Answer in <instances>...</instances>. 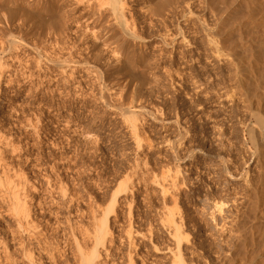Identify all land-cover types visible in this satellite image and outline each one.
Returning <instances> with one entry per match:
<instances>
[{
	"label": "rangeland",
	"instance_id": "rangeland-1",
	"mask_svg": "<svg viewBox=\"0 0 264 264\" xmlns=\"http://www.w3.org/2000/svg\"><path fill=\"white\" fill-rule=\"evenodd\" d=\"M24 1L25 3L20 1L17 5L13 6H7L4 3L3 6L0 7V22L3 21V19L4 21H6V19H10L9 21L15 26H13L15 32L13 27L11 28L13 32H10L17 33L18 30L16 29V26L22 24L23 22L22 25H24L25 28L28 29L29 35L31 34L30 32H32L31 36L28 37V41L31 43L32 41L34 42L35 40H37L36 38L44 39V37L47 38L46 36L49 35H59L60 33H62L61 30H64V26L67 25L66 29L70 38H74V13L67 5H65L61 10H59L56 6H50L47 8L43 7L46 8V11H42V7H40L38 8L40 10L39 11L38 9L36 10V8L33 9V7L30 9L28 8L29 5H27V3L29 4L30 2H32V0ZM134 1L135 2H132L130 4L132 6L131 11L133 10L131 15L132 18H135L133 20H136L134 21V23L136 22L135 26L136 30L138 29L137 32L140 31L139 34L142 38L141 42L143 41V43H146V54H144L145 57L143 56V60L132 59L125 63V67L122 66L121 68H119L120 70H114L112 71L113 73L110 72V74L108 75V85L116 86L118 83L126 84H123V86L125 87V92L128 93L126 94L125 92H123L122 94H120V96L123 97L117 96L118 98L116 99V96H113V98L111 96L109 97L110 100L107 99L108 103L106 104V101H104L105 99L103 100L102 97H100L101 91H104L99 88L98 84L95 83L93 78L86 75L83 70H80L79 72H77L76 81H79L80 84L83 82L84 85L81 84V89H77L80 90L79 94H76V96H72L70 94V96H68L70 99H67L66 97L57 98V96V99H52V93L55 92L53 90H55L56 85V82H53V78H58L60 76L59 72L45 64H43L44 68H42V71L46 70L43 72V75L46 72L45 77L47 79V82L49 81V79L53 80L52 82L50 81V84L53 83L50 86H46V83H44L45 85L42 86L43 80L41 79H36V81L35 78H31L29 79V81H25V83L23 82L22 77H20L21 79H19L20 82L22 81V85L25 84L23 85V88L30 87L32 85L31 82H36L34 84L38 85L41 83V93H31L30 96L27 97L26 94L16 91L17 87L15 86H12V89L4 87V97H1L2 101L0 100V135H2L3 132L5 133V131L13 134L12 137L14 140H12V142H14V144H12L14 148L10 147V152L2 149L4 150L3 152L1 151L3 153L2 155H5V153L7 154L3 156L5 157L3 158V161L9 159L8 162L5 161L3 162V164L9 165L10 163V165L8 166L9 168H16L15 170L17 171L20 170V172H18L21 173L22 176L24 175L23 177L26 176V179L28 178L27 180H30L31 182L30 185H33V192H29L27 195L28 200L34 203L33 206L35 208H31V210L33 211L32 214L37 215L36 220L40 224L42 229L43 227H45L43 230L47 229L45 231L47 233H45L46 238H49V241L53 240L51 242L53 245L49 244L47 249L50 246H52L53 248H49V251L41 257L39 256V249L37 248V244L32 243L35 241L29 235H23V233L19 234V240L20 238L21 240L19 241L18 239H16L17 241H13V238L11 237H13L14 231L16 234L17 229L15 228L17 227L13 218L10 216V213H8V209H6V211V207L2 206L1 200L0 211L2 209V213L0 212V237H5L3 240L8 241L5 243L7 244V248L10 247L8 252H10V255L12 252L13 256H11V258L13 259L15 264L25 263L21 258L22 255H20V246H18V244L20 245L22 243L28 248L32 247V251L34 252V254H37L36 257L39 259L36 258L37 260L35 264H53V262L54 264H78L79 261L77 262L76 258H74L75 248L69 247L67 244L66 247L65 245L67 236L63 234H66L64 233V231L69 232V230H67V228L69 227L67 226V220H69L70 216L73 217L74 215V218L76 220L75 222L79 220L77 223L80 222L82 226H86V228L89 227L92 221V217L94 216V214H96V211H98L97 214L100 215L99 218H102V215L105 216L106 210L112 201V197H114L116 192L119 190L118 186L122 182H124L122 183L124 184V186L127 185L131 187H129L130 189L127 190L128 192L123 191L118 195L120 198H118V208H116L119 211H117L116 209L115 213L111 215L109 224L110 232L113 235L112 236L110 234V237L112 236L113 239L112 237L109 238L111 242L107 243L109 244L106 245L107 249H100L98 264H173L176 252L177 254L179 253L181 255L182 260H185L183 261V263L187 264H264V239L263 243L262 240L261 242L259 241V243H257L258 226L256 224H258V220L254 218L256 217L255 214L257 213V211L255 210H257V207L252 206L253 208L251 209V207L249 206V204L254 205L255 203H257L255 202L257 200L256 194L254 193L255 188L258 185V163L256 162L257 160H255L256 157H253L255 149L251 141L250 129L254 127L258 128V126L256 124V120L254 118L250 103L242 99L238 93L239 78L242 76L246 78L244 75L247 76V74L249 73V67L258 68V47L261 48L263 46H261L260 41L264 40V35H260L259 39L258 33H254L258 30H253L251 31L252 33L248 31V33L251 35L247 34V32H232L231 34L230 32H228V29L224 30L225 27L228 28L229 25L235 24V22L237 21L239 22L241 18L239 16H242L243 18L244 16L241 12H236L237 14L234 13L230 17L222 16L219 13V10H222L224 7L223 0H214L216 2L212 1L213 3L210 6L211 10L209 9L210 4L208 5L209 2L211 3V1L207 2V0H204L205 4L203 3V0H201L202 2L200 0V2L198 0H179V2L178 0H176L177 2H175V0H172V2L171 0H145L146 3H151L149 8L152 9L153 13L150 17H148L149 15L144 14L145 8L141 5V1ZM173 2H175V4ZM190 2H192L193 4ZM194 2L196 3V6L194 5ZM179 3L182 4L185 9H182L183 7H181ZM198 3L202 4L203 7H201V5H199ZM25 4L27 8H25ZM213 5H215V7ZM189 7L191 9H189ZM196 7H198L197 9L199 10H197ZM212 7L214 8V12L216 11L215 13H212ZM154 8H156L157 10ZM176 8H180V10L178 9L176 11ZM180 12H182V15L179 14ZM189 12L191 13V15H193L192 18L190 17L191 15L188 14ZM217 13H219L220 19L218 17L216 18V16L218 15ZM232 16H234V19L236 18L235 16H237L238 18L234 20ZM183 17L187 18L185 19ZM221 17H224V21H221ZM188 18L191 19L188 20ZM214 18L216 20H219L216 21L214 20ZM184 19L187 22H183ZM201 22L205 23L204 26ZM224 22L226 24H224ZM215 23L217 26L215 25ZM195 24L197 27H194ZM206 24L208 25L206 26ZM188 26L189 29H187ZM182 27L185 28L183 29ZM216 27L218 28L216 29ZM196 28L199 32L196 31ZM207 28H213L212 30H214L215 32H213L211 29L206 30ZM221 29L225 32L223 33ZM216 31H218L217 34ZM214 33L216 34V36H214ZM242 33L243 35H241ZM244 33L248 36H246ZM236 34L240 35L237 36ZM207 35H210V38H207ZM164 36H166L165 39ZM230 36H232V39ZM236 36L240 39H237ZM33 37H35L34 40ZM213 37L214 41H212L211 39ZM180 38H182V40ZM233 38L236 40H234ZM218 40L221 45H218ZM232 40L234 42H232ZM180 41H182L184 44ZM223 41L225 42V44L227 41V47L228 45L230 47V45H232L231 43H234L235 46L234 44L233 46L235 48L232 46L230 48L225 47V50V44ZM248 41L251 42L249 43ZM72 42H70L68 45L69 49L72 47ZM89 42V46H91L92 41ZM204 42H207L208 44L205 45L206 43ZM214 43L218 47L221 46L220 50L217 47L211 48L212 45H215ZM240 44L243 46L246 44V46L243 47ZM203 45L206 47H204ZM247 46H250L251 49L247 48ZM253 46H255L256 48ZM110 47L111 46L109 45L108 47H106V49L104 48V50L108 52L111 49ZM215 48H217L219 51L217 49L215 50ZM221 48L223 51H226V53L223 52ZM69 49L65 50V53L63 52L62 56L64 55L67 58L69 56L67 53H72L74 55L75 52L77 53V51H70ZM229 50H232L231 52L232 54H234L232 55ZM220 51H222L224 54H222V52ZM235 51L238 54L236 55L237 57L234 56ZM219 52L221 56L219 55ZM227 53H230L232 57L234 56L232 59H234L235 61H233L236 63L232 61L231 56L230 60L229 56H227L228 59H225V55H228ZM27 55H25L24 58V56L20 54V57L24 62L30 60L31 62L28 61L29 70L30 67L35 66L33 67V69H35L36 71H34L37 72L38 65L32 59L33 54L30 53L31 58H29L28 55V60ZM76 55L75 58L80 57L78 56V53ZM243 55L244 58H241L243 57ZM236 58L238 59L236 60ZM239 58L241 61H243L244 59V61L249 62L251 66H248L250 64L244 61L243 64L248 65L243 66L242 62H239ZM246 58H249L250 60H247ZM255 58L257 63L254 61ZM228 60L230 62H228ZM32 61H34L33 64ZM133 61L134 63H132ZM136 61L138 64L136 63ZM34 63L36 65H34ZM230 63L231 65H229ZM238 63L242 67L239 68L240 65ZM105 68L106 67L104 66V69ZM47 69L51 72L52 75L48 73L49 71ZM234 69L240 73H236V75L238 76L234 74L236 72L234 71ZM29 70L27 69V72ZM17 71L22 70H19V68H17ZM18 74L20 76L21 72H18ZM236 79H238L237 82L235 81ZM50 87H54V89ZM43 88L46 89L44 90ZM234 88L235 90L236 88H238L236 90L237 93L236 91L235 93H233ZM50 89L52 92L50 91ZM63 92H65V90H63ZM66 93L67 92H65L63 95H66ZM45 94L48 95L46 96ZM83 94L85 98H83ZM91 94L94 96H92ZM235 94H237L236 96H238V99L240 98L239 101L236 98ZM231 95L232 97L235 96L233 97L234 99L230 97ZM243 103L247 104V107ZM242 104L244 106V109ZM201 105L202 107H200ZM35 115L38 116L36 117ZM27 117L29 118L27 119ZM39 118H41L40 121ZM30 119L31 121L37 120L40 123H37L39 125V129L36 130L37 132L35 131L36 133L34 132V130H30L26 127V122ZM134 119L136 120V122L134 123L139 125V129L136 130L137 132L132 127L133 122L131 121ZM20 121H22V123ZM37 121L34 122L36 123ZM21 125H23L24 127ZM3 126L4 128H2ZM40 127L42 129H40ZM40 130H42V132ZM85 130H87L90 134H93V136L92 134L91 136L95 139V142L86 143L84 138H82L84 136V133L86 132ZM77 132L80 134L78 135ZM134 132L136 133V137L134 135ZM14 150H17L14 152L15 154L13 153ZM84 152L87 153L84 154ZM11 155L13 158L11 157ZM223 161H225L226 163ZM222 162L225 164H223ZM56 164L58 165V167ZM225 167L227 170L225 169ZM253 168L255 170H253ZM237 173L238 175L240 173V175L236 177ZM228 174L230 176H228ZM253 174H255L257 177H254L255 175ZM244 180H246L249 185ZM47 182L49 183L48 188L46 186ZM55 182H57V187L59 186L60 188H63L66 193V190L69 189L67 193L68 197L73 201L74 198L76 200L74 202L71 201L72 203H70V201L68 202L73 206H69L70 204L67 205L66 203V205H64L66 208L63 207L62 210V205H58V200L55 199L59 198V194L58 198H56V196L53 195V192H55L56 194L59 193L56 191H59L60 188L58 187V189L56 187ZM50 183L52 184L50 185ZM243 184L245 186H248V188ZM251 187H253V189ZM122 189L123 188H121L120 191H122ZM242 189H244L245 191ZM239 190L241 193L239 192ZM49 191L52 193V195ZM70 191L71 193H69ZM242 191H244L245 193ZM235 193L237 195H242L241 197H239V195L237 196ZM30 194L32 195V197ZM45 194H47L48 198H50V196H52V198H50V200L46 199L47 196ZM77 194L79 196H77ZM53 198H55L54 203L56 204L52 202ZM241 198L246 201L243 203V201H241ZM38 199H40L41 202L42 199L44 200V208L43 205L41 207L42 209L36 207V203L40 201H38ZM229 199H232L234 201H230ZM237 199L238 201L235 202V200ZM46 200L48 203L46 202ZM250 200L252 201L250 202ZM50 201L52 202L54 207L50 204ZM216 201L218 203L221 202L222 205L219 204L220 206H217L218 203ZM224 201L226 202L227 206H224ZM247 201L249 202V204ZM48 204L50 207L47 206ZM56 205H58V207ZM45 207H49L48 209L51 212H49L47 208L45 209ZM55 207L57 208V210L55 209ZM219 207H221L222 210L224 209V211L221 210L222 214L218 213L217 208ZM67 208L69 209V211ZM211 208H214L212 209L214 210V212L217 210L215 214H218V216L214 217L215 214L210 211ZM38 209H41L42 211H39ZM45 210L47 212H44ZM71 210L73 211V213ZM228 210H230V212ZM252 210H254L255 212V214L254 212H252L253 220L251 219L252 214L250 213V211ZM53 211H62L57 221L51 215ZM242 211L244 212L242 213ZM42 213H45V215H43ZM48 214L51 216H49ZM226 214H228V217L230 214V219L231 217H233L234 221L233 218L231 220L228 218V221L227 219H225L224 221L225 216L227 217ZM210 216L213 217L214 221L217 220V223H211V221L213 220H211L212 217ZM234 216L241 217L243 220L240 218L241 221H239L240 219L236 217L239 221L236 222L237 220ZM171 217L176 218H174V220H176V224L179 227L180 233L181 231L183 233L182 238L186 237V239H182L183 245L181 244L182 248L180 247V249H177V239L172 237V235L176 233V230L174 233V229H170L174 227L171 225L169 226L168 224V222L170 221L169 219H172ZM244 217H246V221ZM204 218H206L207 220ZM208 218L210 220V225L208 223ZM214 218H216V220ZM250 219L252 220V222ZM221 220L224 221L223 224L221 223ZM247 220L250 221L248 222ZM55 221L61 222L60 224H62V226L57 224ZM86 222L88 224H86ZM233 222H236V224ZM218 223H221L222 225L220 224V226ZM239 223L243 224L244 226H241V224ZM226 224L227 227L224 228L223 225L226 226ZM247 224H249L248 228L247 226H245ZM56 225H58V227L61 226V231L59 230V228H57ZM212 225L214 226L212 227ZM252 225L256 226H254V230L251 229ZM63 226L67 227L65 228L66 230L64 228V230L62 229ZM218 226L221 227V229ZM237 226L239 229L237 228ZM212 228H216L215 230L218 233L224 235L218 234ZM234 229H237L238 232L240 230H247L248 232L253 230L252 235H256L251 236L252 232H249L250 234H247V232L243 233L244 231L235 235L236 231H234V233ZM58 230L59 234L57 235L56 233H58ZM54 232L57 236L55 238H52ZM231 232H233L234 234H232ZM11 233L13 235H11ZM239 234H247V237L244 235L238 236ZM20 235H23V237ZM50 235L52 237H49ZM218 235L221 236L219 237ZM248 235H250V237ZM236 236L241 239L242 242L243 239L246 240L243 242V245L246 244L244 245L246 247L244 249L246 252L243 251L242 248L239 249L240 246L243 245H241V240H238ZM187 237L189 238L187 239ZM222 237L223 239H225H221ZM234 237H236L234 239L235 242L232 241ZM244 237L247 239H245ZM248 237L250 239H248ZM27 238H29V240H26ZM226 238L230 239L227 240ZM254 238L256 239V241ZM226 240L227 242H225ZM27 241H29V243ZM249 241L251 246L253 245L252 247L249 245ZM54 243L56 244L54 245ZM58 243H60L61 245ZM231 243L232 245H229ZM29 244L32 245L30 246ZM56 245L60 246L58 248L60 251H57ZM229 246L232 249H228L230 248ZM236 246H238L239 248ZM87 248H89V246ZM175 248L177 250H175ZM53 249L55 252L53 251ZM89 249H87V251L88 253H91L94 249V245H91ZM185 249L187 251L183 252V250ZM17 250V254H19L20 256L16 254ZM180 250H182L184 254ZM237 250L239 251L237 252ZM63 251H67L65 252L66 256L63 255V259H59L57 255H54L57 254V252ZM235 252H237V254ZM239 252L242 254V257L240 256V254L238 255ZM171 253H173V255ZM229 254L230 256L226 257ZM53 256L55 258H53ZM223 256H225L227 259L225 257L223 258ZM233 256L238 257L235 258ZM172 257L174 258L173 260ZM240 257L242 258L241 261ZM232 258L235 259L232 260ZM222 259H224V261ZM73 260H75L77 263ZM13 261L9 264H14Z\"/></svg>",
	"mask_w": 264,
	"mask_h": 264
},
{
	"label": "bare ground",
	"instance_id": "bare-ground-1",
	"mask_svg": "<svg viewBox=\"0 0 264 264\" xmlns=\"http://www.w3.org/2000/svg\"><path fill=\"white\" fill-rule=\"evenodd\" d=\"M20 1H22L23 3H25V1L24 0H0V7H2L3 6V4L5 3L7 6H9V5H17ZM141 2L140 3H142L141 5L145 8L144 9V14H146V15H149L148 17H150L151 15H152V9H150L149 8V6H150V4H148V3H146V1L145 0H140ZM167 1V0H166ZM190 1V0H189ZM199 1V0H198ZM201 1V0H200ZM199 1V2H200ZM208 1H211V3L209 2L208 3V5H209V7L211 6V4L213 3L212 1H214V0H207V2ZM27 2V1H26ZM132 2H135L134 0H32V2H30L29 4L27 3V5H29L28 6V8L30 9V8H32L33 7V9L34 8H36V10L38 9V8H40V7H42V11H46V8L47 7H50V6H56L59 10H61L65 5H67L69 8H71V11H73V13H74V17H73V20H74V22H75V28H74V30H73V34H74V38L73 39H71L70 38V36H69V34H68V32H67V29H66V26L67 25H65L64 26V30H61L62 31V33H60L59 35H57L56 34V36H52V35H49V36H46L47 38H45L44 37V39H41V38H36L37 40H35L34 42L32 41L31 43L28 41V37L29 36H31V34H32V32H30L31 34L29 35V31H28V29H26L25 28V26L24 25H22L23 24V22H22V24H19L18 26H16L17 28V33H12L13 31H12V27L14 26L9 20L10 19H6V21H4V19H3V21H1L0 22V100L2 101V99H1V97H4V87L5 88H13L12 86H15V87H17V90L16 91H18V92H21V93H24V94H26V96L28 97V96H30V94L31 93H37L38 94V92H40V87H42L43 85H45L44 83H46V86H50L51 84H53V83H51L50 84V81L52 82L53 80V82L55 83L56 82V85H55V90H53V91H55V92H53L52 94V99H54V98H56V96H57V98L58 97H66L67 99L69 98L68 96H70V94L73 96H76V94H79V91L80 90H77L78 88H80V87H82V86H80L81 84H83V82L80 84L79 83V81L77 82L76 81V75H77V72H79L80 70H83L84 71V73L86 74V75H88L89 77H91V78H93L94 79V81H95V83H97L98 84V86H99V88L101 89V90H103L104 92H102L101 90V96L100 97H102V99L104 100V101H106L105 103L107 104L108 102V100L107 99H109V97H111L112 96V98H113V96H116V99L118 98L117 96H119V97H123V96H120V94H122L123 92H125V87L123 86V84L122 83H118L116 86H110V85H108L107 83H108V80H109V78H108V75L110 74V72H112V71H114V70H117V69H119V68H121L122 66H124L125 65V63L126 62H128V61H130V60H132V59H139V60H141L142 58H143V56H144V54H146L145 52V48H146V43H143V41L141 42V40H142V38H141V36H140V31L139 32H137L138 31V29L136 30V22L134 23V21H136V20H133V19H135L134 17L132 18V12H133V10L131 11V8H132V6L130 5ZM139 2V1H138ZM155 2V1H154ZM171 2H172V0H171ZM175 2H177L176 0H175ZM175 2H173L174 4H175ZM178 2H179V0H178ZM202 2V1H201ZM214 2H216V1H214ZM223 5H224V7H223V9L222 10H219V13L222 15V16H228V17H230L232 14H234V13H236V12H241L242 13V15L244 16V18L242 17V16H239V17H241L240 18V20H239V22L237 21V22H235V24H232V25H229L228 26V28L227 27H222V28H224V30L225 29H228V32H230L231 34H232V32H247V34H249L248 33V31H256V30H258V31H256V32H254V33H258V37L260 36V35H264V0H223ZM162 3H163V1H162ZM166 3V2H165ZM172 3V4H173ZM181 3H184V2H181ZM190 3H192V2H190ZM189 3V4H190ZM195 3V2H194ZM203 3H204V0H203ZM154 4V3H153ZM168 4V3H167ZM178 4V3H177ZM180 4V3H179ZM193 4V3H192ZM199 4V3H198ZM197 4V5H198ZM205 4V3H204ZM203 4V5H204ZM207 4V3H206ZM215 4V3H214ZM170 5V4H169ZM188 5V4H187ZM195 6H196V3L194 4ZM199 5H201V7H203L202 6V4H199ZM207 5V6H208ZM25 6H26V4H25ZM179 6V5H178ZM180 6L181 7H183L182 9H185L184 8V6L182 5V4H180ZM185 6H186V3H185ZM189 6V5H188ZM205 6V5H204ZM214 7H215V5H213ZM24 7V6H23ZM43 7H46V8H43ZM158 7V6H157ZM160 7H162V6H160ZM191 7H192V5H191ZM200 7V8H201ZM221 7V6H220ZM219 7V8H220ZM6 8V7H5ZM10 8V7H9ZM25 8H27V6L25 7ZM188 8V7H187ZM198 7H196V9H197ZM206 8V7H205ZM208 8V7H207ZM213 8V7H212ZM154 9H156V8H154ZM162 9V8H161ZM180 10V8H176V11L177 10ZM181 9V10H182ZM189 9H191L190 7H189ZM210 10H211V7L209 8ZM217 9V8H216ZM215 9V10H216ZM39 10V9H38ZM157 10V9H156ZM155 10V11H156ZM188 10V9H187ZM194 10V9H193ZM197 10H199V9H197ZM204 10V9H203ZM208 10V9H207ZM14 11V10H13ZM25 11V10H24ZM40 11V10H39ZM205 11V10H204ZM26 12V11H25ZM184 12V11H183ZM196 12V11H195ZM201 12V11H200ZM209 12V11H208ZM216 12V11H215ZM214 12V8H213V12L212 13H215ZM177 13V12H176ZM182 12H180L179 14L180 15H182L181 14ZM185 13H187V12H185ZM202 13H204V12H202ZM219 13H217L218 15L216 16V18L218 17L219 19H220V17H219ZM189 15H191V13L189 12L188 13ZM197 14H198V12H197ZM206 14V13H205ZM237 14V13H236ZM196 15V14H195ZM215 15V14H214ZM240 15V14H239ZM185 16V15H184ZM192 16L193 15H191L190 17L192 18ZM238 16V15H237ZM237 16H235L236 18H238ZM188 17V16H187ZM186 17V18H187ZM212 17V16H211ZM215 17V16H214ZM227 17V18H228ZM233 17V19H234V16H232ZM137 18V17H136ZM182 18V17H181ZM183 18H185V17H183ZM185 18V19H186ZM191 18H188V20L189 19H191ZM222 19H221V21L224 19V17H221ZM226 18V17H225ZM235 18V19H236ZM243 18V19H242ZM184 19V21L183 22H185L186 20ZM194 19V18H193ZM218 19V20H219ZM234 19V20H235ZM153 20V19H152ZM180 20V19H179ZM182 20V19H181ZM197 20V19H196ZM199 20V19H198ZM214 20H216L215 18H214ZM218 20H216V21H218ZM226 20V19H225ZM238 20V19H237ZM148 21V20H147ZM163 21V20H162ZM193 21V20H192ZM201 21V20H200ZM202 21H204V20H202ZM224 21V20H223ZM228 21V20H227ZM229 21H231V20H229ZM187 22V21H186ZM190 22V21H189ZM199 22V21H198ZM197 22V23H198ZM206 22V21H205ZM192 23V22H191ZM191 23H189V24H191ZM193 23H195V22H193ZM202 23V22H201ZM207 23V22H206ZM212 23H213V21H212ZM220 23V22H219ZM218 23V24H219ZM18 24V23H17ZM25 24V23H24ZM186 24V23H185ZM188 24V25H189ZM203 24V26H204V24L205 23H202ZM209 24H211V23H209ZM223 24V23H222ZM224 24H226L225 22H224ZM198 25V24H197ZM208 24H206V26H207ZM215 25H216V23H215ZM184 26V25H183ZM196 26V24L194 25V27ZM200 26H201V24H200ZM212 26V25H211ZM213 26H214V24H213ZM217 26V25H216ZM219 26V25H218ZM223 26H225V25H223ZM15 27V26H14ZM14 27H13V29H14ZM144 27V26H143ZM193 27V26H192ZM197 27V26H196ZM209 27V26H208ZM63 28V27H62ZM183 29L185 28V27H182ZM181 28V29H182ZM206 28V27H205ZM218 27H216V29H217ZM187 29H189V26H188V28ZM197 29V28H196ZM208 29H211V28H207L206 30H208ZM213 29V28H212ZM211 29V30H212ZM215 29V30H216ZM170 30V29H169ZM203 30V29H202ZM219 30V29H218ZM222 30V29H221ZM10 31H12V32H10ZM168 31V30H167ZM182 31V30H181ZM188 31V30H187ZM190 31H191V29H190ZM197 32H199L198 31V29L196 30ZM213 32H215L214 30H212ZM211 31V32H212ZM223 31V30H222ZM14 32H15V29H14ZM183 32H184V30H183ZM193 32H195V31H193ZM192 32V33H193ZM204 32V31H203ZM212 32V33H213ZM217 32L218 31H216V34H217ZM225 31H223V33H224ZM227 32V31H226ZM200 33H201V30H200ZM229 33V34H230ZM244 33V34H245ZM252 33V32H251ZM195 34H197V33H195ZM215 34V33H214ZM216 34L214 35V36H216ZM228 34V33H227ZM226 34V35H227ZM230 34V35H231ZM234 34V33H233ZM166 35V34H165ZM174 35V34H173ZM205 35H206V33H205ZM212 35V34H211ZM237 35V34H236ZM238 35H240V34H238ZM237 35V36H238ZM241 35H243V33L241 34ZM246 35V34H245ZM249 35H251V34H249ZM33 36V35H32ZM172 36V35H171ZM200 36V35H199ZM208 36V35H207ZM210 36V35H209ZM207 37V38H210V37ZM235 36V35H234ZM233 36V37H234ZM236 36V38L237 39H240V38H238ZM246 36H248V35H246ZM144 37V36H143ZM165 37L166 36H164V39H165ZM182 37V36H181ZM229 37V36H228ZM231 37V39H232V36H230ZM241 37V36H240ZM186 38V37H185ZM245 38V37H244ZM35 39V37H33V40ZM40 39V40H39ZM181 40H182V38H180ZM187 39V38H186ZM204 39H205V37H204ZM212 39V41H214V37L213 38H211ZM217 39V38H216ZM226 39H227V36H226ZM234 39V38H233ZM247 39V38H246ZM259 39H260V37H259ZM258 39V40H259ZM30 40V39H29ZM177 40H179V39H177ZM185 40V39H184ZM207 40V39H206ZM220 40H221V38H220ZM225 40V39H224ZM234 40H236V39H234ZM243 40V39H242ZM245 40V39H244ZM73 41V42H72ZM89 41H92V45L91 46H89ZM174 41V40H173ZM186 41V40H185ZM217 41V40H216ZM239 41V40H238ZM246 41V40H245ZM253 41V40H252ZM260 41V40H259ZM259 41H258V43H259ZM70 42H72L71 43V45H72V47L69 49L68 48V45H69V43ZM166 42V41H165ZM175 42H176V40H175ZM174 42V43H175ZM177 42H179V41H177ZM181 43H183L182 41H180ZM187 42V41H186ZM218 42H219V40H218ZM217 42V43H218ZM224 42V41H223ZM229 42V41H228ZM232 42H234L233 40H232ZM242 42V41H241ZM249 42V41H248ZM251 42V41H250ZM249 42V43H250ZM255 42V41H254ZM202 43V42H201ZM204 43H206L205 45H207L208 43H209V41H208V43L207 42H204ZM210 43H213V42H210ZM216 43V42H215ZM214 43V44H215ZM170 44V43H169ZM184 44V43H183ZM203 44V43H202ZM224 44H225V42H224ZM226 44H227V41H226ZM226 44H225V46H224V49L226 50V48L225 47H227L226 46ZM232 45H230V47L232 46V47H234L235 46V44L234 43H231ZM233 44H234V46H233ZM242 44V43H241ZM240 44V45H241ZM260 44H261V48H259L258 47V49H259V52H258V68L256 67V68H248V71H249V73L247 74V76L246 75H244L246 78H244L243 76L242 77H238L239 78V89L238 88H236V90L238 89L239 90V96H241V98L242 99H244L245 101H248L249 103H250V106H251V109H252V111H253V115H254V118H255V120H256V124H257V126H258V128H256V127H254V128H252V129H250V137H251V141H252V143H253V145H254V149H255V151H254V153H253V157H256V159L255 160H257L256 162L258 163V168H257V170H258V185H257V187L255 188V193L254 194H256V201L255 202H257V203H255V204H258V205H255L254 203H252V204H254V205H250L249 204V202H248V204H249V206L251 207V209L255 206V207H257L256 209L257 210H255V211H257V213L255 214V212H254V210H252V211H250V213L252 214V220H253V213L252 212H254V214L256 215V217H254V218H256V220H258V224H256L257 226H258V231L257 230H255V231H257L258 232V242L257 243H259V241L261 242V240H262V243H263V239H264V40L263 41H260ZM111 46L109 49V51L108 52H106V50H104V48L106 49V47H108V46ZM167 45H168V43H167ZM181 45V44H180ZM193 45V44H192ZM216 45V44H215ZM215 45H212V47L211 48H213V47H217V48H219V50H220V47H218L217 45L215 46ZM218 45H221V43L219 42L218 43ZM223 45V44H222ZM238 45V44H237ZM237 45H236V48H237ZM247 45H249V44H247ZM252 45H253V43H252ZM251 45V46H252ZM204 46V45H203ZM241 46H243V45H241ZM244 46H246V44L244 45ZM243 46V47H244ZM255 46H257V45H255ZM255 46H253V47H255ZM259 46V45H258ZM204 47H206V46H204ZM228 47H229V45H228ZM227 47V48H228ZM229 47V48H230ZM252 47V48H253ZM217 48H215V50L217 49ZM223 48V47H222ZM222 48H221V50H222ZM235 48V47H234ZM242 48V47H241ZM246 48V47H245ZM247 48H250V46L248 47L247 46ZM256 48V47H255ZM67 49H69L70 51L71 50H74V51H77V53L79 54L78 56H80V57H78V58H75L77 55V53L75 52V55L74 54H70V53H67L68 55V57L66 58L64 55L62 56V54H63V52L65 51V50H67ZM251 49V48H250ZM260 49H261V51H260ZM208 50V49H207ZM214 50V49H213ZM214 50V51H215ZM218 50V49H217ZM218 50V51H219ZM233 50V49H232ZM231 50V51H232ZM236 50V49H235ZM69 51V52H70ZM148 51V50H147ZM218 51H216V52H218ZM223 51V50H222ZM222 51H220V52H222ZM228 51V50H227ZM230 51V50H229ZM230 51V52H231ZM238 51H239V49H238ZM160 52V51H159ZM216 52H215V54H216ZM220 52H219V55H220ZM223 52H225L226 53V51H223ZM222 52V54H224ZM27 53H28V55H29V58H31V56H30V53H32L33 55H32V59L37 63V67H38V69H37V72H35L36 70L35 69H33V67H35V66H33V67H30V70H29V62L28 61H30V60H28V55H27ZM65 53V52H64ZM74 53V52H73ZM20 54H22L23 56H24V58H25V55H27V62L25 61H23V59L20 57ZM228 54V53H227ZM231 54H232V52H231ZM230 53L228 54V55H225V59H228V57L227 56H229V60H230V56H231V59L234 57V56H236V55H238L237 54V52L235 51V55L232 57V55L234 54H232L231 55ZM241 54V53H240ZM185 55V54H184ZM242 55V54H241ZM240 55V56H241ZM256 55V54H255ZM221 56V55H220ZM224 56V55H223ZM145 57V56H144ZM227 57V58H226ZM237 57V56H236ZM160 58V57H159ZM162 58V57H161ZM241 58H244V55H243V57H241ZM252 58V57H251ZM254 58V57H253ZM238 58H236V60H237ZM247 60L249 59V58H246ZM25 60V59H24ZM143 60V59H142ZM145 60V59H144ZM228 60V62H230ZM234 59H232V61H233ZM250 60V59H249ZM253 60V59H252ZM34 61H32V64H33V62ZM135 61V60H134ZM134 61L132 62V63H134ZM154 61V60H153ZM227 61V60H226ZM235 61V60H234ZM233 61V62H234ZM243 61H244V59H243ZM243 61H241L240 60V58H239V62L241 63L242 62V64H243ZM255 62H256V58H255V60H254ZM31 62V61H30ZM160 62V61H159ZM244 62H246V61H244ZM256 62V63H257ZM136 63H137V61H136ZM234 63H236V62H234ZM246 63H248V64H250L249 62H246ZM255 63V64H256ZM43 64H45V65H48L49 67H51V68H53V69H55L57 72H59V76L60 77H58V78H53V80L52 79H49V81L47 82V79H46V77H45V73H44V75H43V72L44 71H46V70H44V71H42V68H44L43 67ZM138 64V63H137ZM233 64V63H232ZM239 64V63H238ZM248 64H243V66L245 65V66H247ZM252 64H254V63H252ZM31 65V64H30ZM34 65H36L35 63H34ZM134 65V64H133ZM229 65H231V63L229 64ZM237 65V64H236ZM240 65V64H239ZM104 66L106 67L105 69H104ZM135 66V65H134ZM233 66V65H232ZM248 66H251V64L250 65H248ZM256 66V65H255ZM47 67V66H46ZM125 67V66H124ZM238 67V66H237ZM240 67H242L241 65L239 66V68ZM17 68H19V70H22V71H17ZM21 68V69H20ZM232 68H234V67H232ZM27 69L30 71H28L27 72ZM46 69V68H45ZM35 70V71H34ZM48 70V69H47ZM120 70V69H119ZM240 70V69H239ZM49 71V70H48ZM53 71V70H52ZM234 71H236L235 69H234ZM18 72H21V74H20V76H19V74H18ZM35 72V73H34ZM57 72H55V73H57ZM238 71H236L234 74L236 75V73H237ZM48 73H50L51 74V72L49 71ZM113 73V72H112ZM239 73V72H238ZM243 73V72H242ZM54 74V73H53ZM240 74V73H239ZM52 75V74H51ZM243 75V74H242ZM50 76V75H49ZM55 76V75H54ZM88 76H86V77H88ZM236 76H238V75H236ZM20 77H22V80H23V82L25 83V81L27 82V81H29V79H31V78H35V80L36 79H38V80H43V82H42V86H40V84L38 85V84H34V83H36V82H31L32 83V85L30 86V87H26V88H23V85H25V84H21V82H20V80L19 79H21ZM110 77V76H109ZM235 79V78H234ZM79 80V79H78ZM81 80V79H80ZM86 80V79H85ZM122 80V79H121ZM237 80L238 79H236L235 81L237 82ZM37 81V80H36ZM89 81V80H88ZM27 84V83H26ZM109 84H111V83H109ZM84 85V84H83ZM124 85H126V84H124ZM235 85V84H234ZM97 87V86H96ZM235 87V86H234ZM50 88H53L54 89V87H50ZM63 88V89H62ZM98 88V87H97ZM26 89H28V90H26ZM44 89V88H43ZM46 89V88H45ZM44 89V90H45ZM81 89V88H80ZM63 90H65V92H67L66 93V95H63L65 92H63ZM235 88H234V92L233 93H235ZM15 91V90H14ZM13 91V92H14ZM50 91H51V89H50ZM44 92V91H43ZM52 92V91H51ZM92 92V91H91ZM15 93V92H14ZM41 93V92H40ZM47 93V92H46ZM126 93V92H125ZM128 93V92H127ZM126 93V94H127ZM233 93H230V94H233ZM236 93H237V91H236ZM48 94H49V91H48ZM47 94V95H48ZM86 94V93H85ZM93 94V93H92ZM91 94V95H92ZM10 95V94H9ZM40 95H42V94H40ZM40 95H39V97H40ZM46 95V94H45ZM44 95V96H45ZM46 95V96H47ZM125 95V94H124ZM237 94H235V96H236ZM32 96V95H31ZM34 96V95H33ZM51 96V95H50ZM80 96V95H79ZM88 96V95H87ZM92 96H94V95H92ZM127 96V95H126ZM235 96H233V97H235ZM36 97V96H35ZM228 97H229V95H228ZM230 97H232V95L230 96ZM232 97V98H233ZM238 96H236V98H237ZM56 98V99H57ZM72 98V97H71ZM83 98H85L84 97V94H83ZM82 98V99H83ZM47 99H48V97H47ZM61 99H63V98H61ZM65 99V98H64ZM70 99V98H69ZM101 99V98H100ZM116 99H114V100H116ZM230 99V98H229ZM234 99V98H233ZM238 99V98H237ZM240 99V98H239ZM239 99H238V101H239ZM42 100V99H41ZM51 100V99H50ZM72 100V99H71ZM110 100V99H109ZM125 100V99H124ZM123 100V101H124ZM48 101V100H47ZM74 101V100H73ZM92 101V100H91ZM236 101V100H235ZM243 101V100H242ZM71 102V101H70ZM117 102V101H116ZM43 103V102H42ZM42 103H41V105H42ZM100 103V102H99ZM103 103V102H102ZM120 103V102H119ZM233 103V102H232ZM231 103V104H232ZM239 103V102H238ZM240 103H242V102H240ZM247 103V102H246ZM4 104V103H3ZM104 104V103H103ZM109 104H110V101H109ZM234 104H235V102H234ZM236 104H237V102H236ZM244 104V103H243ZM243 104H242V106H243ZM119 105V104H118ZM241 105V104H240ZM246 107H247V104H244ZM22 106V105H21ZM106 106V105H105ZM110 106V105H109ZM231 106V105H230ZM233 106V105H232ZM248 106H249V104H248ZM72 107V106H71ZM107 107H108V105H107ZM200 107H202V105L200 106ZM246 107H245V109H246ZM2 108V107H1ZM23 108V107H22ZM21 108V109H22ZM25 108V107H24ZM41 108V107H40ZM44 108H45V106H44ZM113 108V107H112ZM116 108V107H115ZM199 108V107H198ZM15 109V108H14ZM42 109V108H41ZM63 109V108H62ZM243 109H244V106H243ZM19 110V109H18ZM44 110V109H43ZM49 110V109H48ZM47 110V111H48ZM52 110V109H51ZM142 110V109H141ZM26 111V110H25ZM46 111V110H45ZM247 111H248V109H247ZM251 111V110H250ZM18 112V111H17ZM49 112V111H48ZM69 112V111H68ZM91 112V111H90ZM233 112V111H232ZM27 113V112H26ZM50 113V112H49ZM76 114V113H75ZM249 114V113H248ZM25 115V114H24ZM72 115V114H71ZM28 116V115H27ZM36 116V115H35ZM38 116V115H37ZM36 116V117H37ZM30 117V116H29ZM29 117H27V119L29 118ZM32 117V116H31ZM39 117H40V115H39ZM17 118V117H16ZM33 118V117H32ZM51 118V117H50ZM66 118V117H65ZM19 119V118H18ZM26 119V118H25ZM36 119V118H35ZM40 119L41 118H39V121H40ZM56 119V118H55ZM71 119V118H70ZM130 119V118H129ZM128 119V120H129ZM136 119V118H135ZM134 119V120H135ZM134 120H132L131 122H133V128L135 129V131L137 130V129H139L138 128V126L139 125H137V124H135L134 122H136V120L134 121ZM17 121V120H16ZM23 121H25V120H23ZM27 121V120H26ZM34 121H37V120H34ZM34 121H31V119L30 120H28L27 122H26V127L27 128H29L30 130H34V132L36 131V130H38L39 129V125L38 124H40L38 121L35 123ZM71 121V120H70ZM87 121V120H86ZM21 123H22V121H20ZM55 122H56V120H55ZM138 122V121H137ZM242 122V121H241ZM38 123V124H37ZM61 123H62V121H61ZM78 123V122H77ZM19 124V123H18ZM24 124V123H23ZM59 124V123H58ZM68 124V123H67ZM9 125V124H8ZM76 125V124H75ZM249 125V124H248ZM248 125H246V126H248ZM250 125H251V123H250ZM255 125V124H254ZM13 126H15V125H13ZM21 126H23V125H21ZM68 126V125H67ZM90 126V125H89ZM245 126V127H246ZM24 127V126H23ZM23 127H21V128H23ZM25 127V128H26ZM42 127V126H41ZM40 127V129H42ZM55 127V126H54ZM244 127V126H243ZM2 128H4V126L2 127ZM1 129V128H0ZM24 130H28V129H24ZM90 130V129H89ZM5 131V130H4ZM41 132H42V130H40ZM39 131V132H40ZM86 132L84 133V136L82 137V138H84V140L86 141V143H92V142H95V139L92 137L93 136V134H92V136H91V134L87 131V130H85ZM134 131V130H133ZM3 132V131H2ZM1 132V133H2ZM37 132V131H36ZM35 132V133H36ZM137 132V131H136ZM138 132H139V130H138ZM26 133V132H25ZM78 133V132H77ZM39 134V133H38ZM80 133H78V135H79ZM136 133L134 132V135H135ZM12 135L13 134H11V133H9V132H6L5 131V133L3 132V134L2 135H0V200H1V204H2V206H5L6 208H5V210L6 209H8V213H10V216L13 218V220H14V222H15V224H16V227L17 228H15V229H17V232H16V234H15V231H14V235L11 233V235H13V237H11V238H13V241H17L16 239H18L19 240V234H22L23 233V235L25 234V235H29L30 237H32L33 239H34V241L35 242H32V243H36L37 244V248L39 249L38 250V252H39V256H43L46 252H48L49 251V248H51L52 246H50L48 249H47V247L49 246V244H52L51 242L53 241V240H51V241H49V238H46V235H45V231L47 230H43L45 227H43V229H42V227L40 226V224L37 222V220H36V216L37 215H35V214H32V210H31V208L32 207H34L33 206V204L34 203H32V202H30L29 200H28V193L29 192H33V190H32V186L33 185H30L31 184V182H30V180L28 181L27 179H26V176L25 177H23L22 175H21V173H19L20 172V170H15L16 168H14V169H12V168H9L8 166L10 165V163H9V165H6V164H3V162H5V161H7L8 162V160L9 159H7V160H5V161H3V158H5V157H3V156H5V155H7L6 153H5V155H2L3 153V151L4 150H2V149H5V150H7L8 152H10L11 150L9 149L10 147H13V144H14V142H12V140H14L13 139V137H12ZM35 135H37V134H35ZM50 135V134H49ZM82 135H83V133H82ZM26 136V135H25ZM29 136V135H28ZM32 136V135H31ZM34 136V135H33ZM41 136V135H40ZM30 137V136H29ZM38 137V136H37ZM98 137V136H97ZM135 137H136V135H135ZM135 137H133V138H135ZM28 138V137H27ZM35 138V137H34ZM29 139H31V138H29ZM33 139V138H32ZM93 139H94V141H93ZM138 139V138H137ZM30 141V140H29ZM36 141V140H35ZM137 141V140H136ZM27 142V141H26ZM40 142V141H39ZM13 143V144H12ZM85 143V142H84ZM98 144V143H97ZM136 144V143H135ZM88 145V144H87ZM94 145V144H93ZM86 146V145H85ZM90 146V145H89ZM139 146V145H138ZM16 147V146H15ZM95 147H97V146H95ZM94 147V148H95ZM14 148V147H13ZM13 148H12V150H13ZM92 148V147H91ZM16 149V148H15ZM89 149V148H88ZM10 150V151H9ZM19 150V149H18ZM200 150V149H199ZM250 150V149H249ZM2 151V152H1ZM15 151H17V150H14L13 151V153L15 152ZM197 151V150H196ZM252 151V150H251ZM6 152V151H5ZM200 152V151H199ZM12 153V154H13ZM19 153V152H18ZM87 153V152H86ZM85 152H84V154H86ZM11 154V153H10ZM15 154V153H14ZM201 154V153H200ZM226 154H227V152H226ZM8 155H9V153H8ZM90 155V154H89ZM198 156V155H197ZM251 156V157H252ZM8 157V156H7ZM11 157H12V155H11ZM15 157V156H14ZM9 158V157H8ZM13 158V157H12ZM221 158V157H220ZM228 159H229V157H228ZM223 160H226V159H223ZM250 160H251V158H250ZM253 160V159H252ZM11 161V160H10ZM21 161V160H20ZM201 161V160H200ZM229 161V160H228ZM254 161V160H253ZM223 162H225V161H223ZM222 162V163H223ZM230 162V161H229ZM228 162V163H229ZM226 163V162H225ZM225 163H223V164H225ZM227 163V164H228ZM248 163V162H247ZM57 165V164H56ZM247 165V164H246ZM223 166V165H222ZM226 166V165H225ZM255 166V165H254ZM11 167V166H10ZM57 167H58V165H57ZM229 167V166H228ZM231 167V166H230ZM247 167V166H246ZM222 169V168H221ZM225 169H226V167H225ZM229 169V168H228ZM224 170V169H223ZM227 170V169H226ZM225 170V171H226ZM243 170V169H242ZM248 170H249V168H248ZM253 170H255L254 168H253ZM256 170V171H257ZM229 171V170H228ZM227 171V172H228ZM255 171V172H256ZM140 172V171H139ZM239 172V171H238ZM229 173V172H228ZM253 173H254V171H253ZM239 175H240V173H239ZM238 175V173H237V175H236V177L237 176H239ZM248 175V174H247ZM246 175V176H247ZM250 175H251V173H250ZM253 175H255V174H253ZM228 176H230L229 174H228ZM249 176V175H248ZM254 177H257L256 175L254 176ZM253 177V178H254ZM229 178V177H228ZM242 178V177H241ZM252 178V177H251ZM234 179V178H233ZM255 179V178H254ZM253 179V180H254ZM250 180V179H249ZM252 180V179H251ZM240 181V180H239ZM242 181V180H241ZM244 181H246V180H244ZM243 182V181H242ZM256 182V181H255ZM56 183L57 182H55V185H56ZM122 183H124V182H122ZM120 184L118 187H119V190L116 192V194L114 195V197H112V201H111V203H110V205L108 206V208H107V210H106V214H105V216H103L102 215V218L100 217L99 218V216L100 215H98L97 214V212L98 211H96V214H94V216L92 217V221H91V223H90V226L89 227H87L86 228V226L84 227V226H82L81 224H80V222L79 223H77V222H75L76 220H75V218H74V215H73V217L72 216H70L69 217V220H67V226H69L68 228L67 227H62V229L64 228H67V230H69V232L67 231V232H65L64 231V233H66V234H63V235H65V236H67V238H66V243H65V245L67 244L69 247H73V248H75L74 250V253H75V255H74V258H76V260H77V262L79 261L80 262V264H98V258H99V251H100V249H107L106 248V245H109V244H107L108 242L110 243L111 242V240L109 239V238H111L113 235L111 234V232H110V229H109V224H110V217H111V215L113 214V213H115V211H116V209L118 208V206H117V203H118V198H120L118 195L121 193V192H123V191H127L128 189H130L129 187H131V186H124V184ZM241 183V182H240ZM246 183H247V181H246ZM245 183V184H246ZM254 183V182H253ZM253 183H252V185H253ZM33 184V183H32ZM49 183L47 182V188H48V185ZM52 183H50V185H51ZM133 184V183H132ZM248 184V183H247ZM255 184V183H254ZM64 185V184H63ZM244 185V184H243ZM249 185V184H248ZM251 185V186H252ZM54 186V185H53ZM134 186V185H133ZM245 186V185H244ZM243 186V187H244ZM35 187V186H34ZM33 187V188H34ZM56 187H57V185H56ZM59 187V186H58ZM57 187V188H58ZM245 187H247L248 188V186H245ZM254 187V186H253ZM253 187H251L252 189H253ZM46 188V187H45ZM60 188V187H59ZM58 188V189H59ZM66 188V187H65ZM64 188V189H65ZM121 188H123L122 189V191H120V189ZM54 189V188H53ZM134 189V188H133ZM30 190H32V191H30ZM45 190V189H44ZM56 190V189H55ZM55 190H53V191H55ZM231 190V189H230ZM242 190H244V189H242ZM247 190V189H246ZM249 190V189H248ZM51 191V190H50ZM49 191V192H50ZM67 191V193H68V191H69V189H67L66 190ZM75 191V190H74ZM131 191V190H130ZM229 191V190H228ZM245 191V190H244ZM244 191H242V192H244ZM45 192V191H44ZM52 192V191H51ZM50 192V194L52 195V193ZM56 192H59V193H55V192H53V195H55L56 196V198H58V194H59V198L58 199H55V198H53V203H54V199L55 200H58L57 202H58V205H62V210H63V207H65L64 205H66V203H67V205L68 204H70V203H72L71 201H73V200H71V198H69L68 197V195H67V193L65 192V190H63V188H60L59 189V191H56ZM128 192V191H127ZM213 192V191H212ZM219 192V191H218ZM234 192V191H233ZM239 192H240V190H239ZM238 192V193H239ZM48 193V192H47ZM55 193V194H54ZM69 193H71V191L69 192ZM241 193V192H240ZM245 193V192H244ZM243 193V194H244ZM251 193V192H250ZM49 194V193H48ZM49 194V195H50ZM73 194V193H72ZM230 194V193H229ZM233 194V193H232ZM236 194V193H235ZM249 194V193H248ZM31 195V194H30ZM46 196H47V194H45ZM44 195V196H45ZM234 195V194H233ZM237 195V194H236ZM239 195V194H238ZM237 195V196H238ZM242 195V194H241ZM241 195H239V197H241ZM253 195V194H252ZM55 196H53V197H55ZM69 196H73V195H69ZM77 196H79L78 194H77ZM235 196V195H234ZM249 196V195H248ZM251 196V195H250ZM30 197V196H29ZM31 197H32V195H31ZM127 197V196H126ZM212 197V196H211ZM233 197V196H232ZM236 197V196H235ZM243 197V196H242ZM45 198V197H44ZM50 198H52V196H50ZM50 198H48V196H47V198L46 199H49L50 200ZM78 198V197H77ZM122 198V197H121ZM238 198V197H237ZM29 199H31V198H29ZM73 199V198H72ZM126 199V198H125ZM228 199V198H227ZM234 199V198H233ZM246 199H247V196H246ZM40 199H38V201H39ZM48 200V201H49ZM230 200V199H229ZM232 200V199H231ZM230 200V201H231ZM31 201H33V200H31ZM70 201V203H68ZM74 201H76L75 200V198H74ZM73 201V202H74ZM232 201H234V200H232ZM236 201H238V199L237 200H235V202ZM241 201H243V203L246 201H244L242 198H241ZM252 200H250V202H251ZM35 202V201H34ZM44 202V200L42 199V202H41V200L38 202V203H36V207L37 208H41L42 207V205L45 203H43ZM46 202H47V200H46ZM51 202V201H50ZM49 202V203H50ZM52 202L50 203L51 205H53L52 204ZM78 202V201H77ZM214 202V201H213ZM217 202V201H216ZM225 202V201H224ZM234 202V203H235ZM240 202V201H239ZM48 203V202H47ZM121 203V202H120ZM218 203V202H217ZM242 203V202H241ZM240 203V204H241ZM54 204H56V203H54ZM132 204H133V202H132ZM214 204V203H213ZM216 204V203H215ZM219 204H221L222 205V203L221 202H219L218 203V205L217 206H220ZM224 204V203H223ZM228 204V203H227ZM237 204H239V203H237ZM58 205H56L57 207H58ZM72 204H70L69 206H71ZM77 205V204H76ZM92 205V204H91ZM119 205V204H118ZM200 205V204H199ZM204 205H206V204H204ZM209 205V204H208ZM226 205V202H225V204H224V206ZM234 205V204H233ZM236 205V204H235ZM246 205H247V203H246ZM44 206L45 205H43V208H44ZM47 206H49V204L47 205ZM68 206V207H69ZM73 206V205H72ZM87 206V205H86ZM106 206V205H105ZM227 206V205H226ZM253 206V207H252ZM50 207V206H49ZM49 207H45V209L47 208H49ZM53 207H54V205H53ZM89 207H92V206H89ZM96 207V206H95ZM104 207V206H103ZM117 207V208H116ZM123 207V206H122ZM222 207V206H221ZM221 207H219V208H217V210H218V213H221L222 211H224V209L222 210V208ZM35 208V207H34ZM59 208H61V207H59ZM66 208V207H65ZM70 208V207H69ZM86 208H88V207H86ZM100 208V207H99ZM204 208V207H203ZM221 208V209H220ZM224 208V207H223ZM228 208V207H227ZM239 208V207H238ZM42 209V208H41ZM40 209V210H41ZM53 209V208H52ZM55 209L57 210V208L55 207ZM68 209V208H67ZM72 209V208H71ZM102 209V208H101ZM120 209V208H119ZM206 209V208H205ZM204 209V210H205ZM210 209V208H209ZM212 209H214V208H211V212H213L214 214L216 213V211L214 212V210H212ZM250 209V210H251ZM4 210V211H5ZM39 210V209H38ZM39 210V211H40ZM49 210V209H48ZM59 210V209H58ZM61 210V209H60ZM94 210V209H93ZM98 210H100V209H98ZM103 210H105V209H103ZM102 210V211H103ZM124 210V209H123ZM207 210V209H206ZM220 210V211H219ZM222 210V211H221ZM242 210H243V208H242ZM1 211H2V209H1ZM0 211V212H1ZM7 211V210H6ZM5 211V212H6ZM42 211V210H41ZM68 211H69V209H68ZM72 211V210H71ZM117 211H119L118 209H117ZM226 211V210H225ZM229 212H230V210H228ZM248 211V210H247ZM44 212H47L46 210L44 211ZM49 212H51L50 210H49ZM62 212V211H61ZM61 212H52V216L55 218V220L57 221L58 220V217H59V215H61ZM101 212V211H100ZM206 212V211H205ZM237 212V211H236ZM240 212H241V210H240ZM244 211H242V213H243ZM2 213V212H1ZM68 213V212H67ZM70 213V212H69ZM72 213H73V211H72ZM209 213V212H208ZM208 213H206V214H208ZM224 213V212H223ZM226 213V212H225ZM228 213V212H227ZM43 215H45V213H42ZM64 214V213H63ZM83 214V213H82ZM210 214V213H209ZM213 214V215H214ZM222 214V213H221ZM239 214V213H238ZM1 215V214H0ZM40 215H41V213H40ZM49 215V214H48ZM47 215V216H48ZM51 215H49V216H51ZM79 215V214H78ZM90 215V214H89ZM173 215V214H172ZM198 215V214H197ZM196 215V216H197ZM212 215V214H211ZM227 215V217L225 216V218H224V221H225V219H227V221H228V218L230 219V214H229V217H228V214H226ZM232 215H233V213H232ZM46 216V217H47ZM64 216V215H63ZM216 216H218V214L216 215L215 214V216L214 217H216ZM224 216V215H223ZM1 217V216H0ZM40 217V216H39ZM81 217H82V215H81ZM170 217V216H169ZM173 217V216H172ZM171 217V218H172ZM206 217V216H205ZM209 217V216H208ZM210 217H212V216H210ZM220 217V216H219ZM235 217V219L237 220L236 222H239V221H241V217H238V216H234ZM241 218L239 221H238V219L237 218ZM114 218V217H113ZM175 218V217H174ZM174 218H172V219H169V220H167V221H169L168 222V224H169V226L171 225V226H173L174 228H170L171 230L172 229H174V233H175V230H176V233L174 234V235H172V237H174V238H176L177 239V243H178V247H177V249L179 248L180 249V247H181V244H182V239L184 240V239H186V237L185 238H182V236H183V233H182V231H181V233H182V235H181V233H180V231H179V227L177 226V224H176V220H174ZM199 218V217H198ZM203 218V217H202ZM207 218V217H206ZM206 218H204V219H206ZM222 218V217H221ZM233 217H231V219H232ZM248 218V217H247ZM38 219V218H37ZM40 219V218H39ZM50 219V218H49ZM80 219V218H79ZM176 219V218H175ZM182 219V218H181ZM180 219V220H181ZM200 219V218H199ZM198 219V220H199ZM211 219V218H210ZM215 220H216V218H214ZM217 219H218V217H217ZM220 219V218H219ZM230 219V220H231ZM244 219H245V221H246V217H244ZM250 219V220H251ZM82 220V219H81ZM83 220H84V218H83ZM86 220V219H85ZM116 220V219H115ZM179 220V221H180ZM207 220V219H206ZM211 220H213V217H212V219ZM243 220V219H242ZM250 220H247L248 222L250 221ZM252 220H251V222H252ZM255 220V219H254ZM255 220V221H256ZM39 221V220H38ZM50 221V220H49ZM55 221V222H56ZM89 221V220H88ZM209 221V222H208ZM208 223H209V225H210V220H209V218H208ZM217 221V220H216ZM216 221H211V223L212 222H216ZM222 221V220H221ZM224 221H222L221 223L223 224V222ZM233 221H234V218H233ZM245 221H244V223H245ZM59 222V221H58ZM56 222L57 224H59V225H61L62 226V224H60L61 222ZM178 222V221H177ZM183 222V221H182ZM202 222V221H201ZM220 222V221H219ZM236 222H233V223H235L236 224ZM254 222V221H253ZM115 223V222H114ZM217 223V222H216ZM221 223H218L219 225L221 224ZM229 223H230V221H229ZM242 223V222H241ZM241 223H239V224H241ZM247 223V222H246ZM83 224V223H82ZM86 224H88L87 222H86ZM180 224H182V223H180ZM201 224V223H200ZM221 224V225H222ZM252 224V223H251ZM255 224V223H254ZM52 225V224H51ZM166 225H167V223H166ZM199 225V224H198ZM216 225V224H215ZM220 225V226H221ZM225 225V224H224ZM223 225V227L225 228V227H227V224H226V226H224ZM243 224H241V226H242ZM248 225L249 224H247V225H245V226H247V228H248ZM50 226V225H49ZM57 226V228H59V230L61 231V229H60V227H58V225H56ZM55 226V227H56ZM205 226H206V224H205ZM208 226V225H207ZM214 225H212V227H213ZM229 226V225H228ZM240 226V225H239ZM240 226V227H241ZM244 226V225H243ZM251 226V225H250ZM255 226V225H254ZM254 226L252 225V228L251 229H253L254 228ZM51 227V226H50ZM180 227H181V225H180ZM211 227V226H210ZM219 227V226H218ZM217 227V228H218ZM223 227H222V230H223ZM234 227V226H233ZM235 227H236V225H235ZM234 227V228H235ZM256 227V226H255ZM56 228V229H57ZM220 229H221V227H219ZM237 228H238V226H237ZM244 228V227H243ZM3 229V228H2ZM8 229V228H7ZM51 229V228H50ZM63 229V230H64ZM212 229H214V228H212ZM216 229V228H215ZM214 229V230H215ZM227 229V228H226ZM239 229V228H238ZM241 229V228H240ZM250 229V228H249ZM250 229V230H251ZM255 229V228H254ZM253 229V230H254ZM9 230V229H8ZM7 230V231H8ZM59 230H58V233H56L57 235L59 234ZM66 230V229H65ZM228 230V229H227ZM232 230V229H231ZM253 230L252 231H249L250 233H251V236H255V235H252L253 234ZM11 231V230H10ZM44 231V232H43ZM216 231V230H215ZM230 231V230H229ZM228 231V232H229ZM234 231H236V233L234 232ZM244 230H240L239 232H238V230L236 229H234L233 230V232L235 233V235L237 234V233H242ZM51 232V231H50ZM56 232V231H55ZM55 232H54V235H55ZM217 232V231H216ZM215 232V233H216ZM223 232H226V231H223ZM222 232V233H223ZM233 232H231L232 234H234ZM247 232V234H250L247 230L246 231H244L243 233H246ZM10 233V232H9ZM63 233V232H62ZM218 233V232H217ZM231 233H229V234H231ZM254 233H256V232H254ZM47 234V233H46ZM110 234L112 235L111 237H110ZM186 234V233H185ZM218 234H221V233H218ZM228 234V235H229ZM247 234H243L244 236H246ZM23 235H20V236H22L23 237ZM49 235V234H48ZM52 235V234H51ZM49 236V237H52V238H55L57 235H52V236ZM61 235V234H60ZM210 235V234H209ZM215 235V234H214ZM221 235H224V234H221ZM220 235V236H221ZM226 235V234H225ZM235 235H233V236H235ZM242 234H239L238 236H243ZM1 236H2V233H1ZM171 236V235H170ZM185 236V235H184ZM219 236V235H218ZM219 236V237H220ZM231 236V235H230ZM230 236H228V237H230ZM249 237H250V235H248ZM64 237V236H63ZM237 237V236H236ZM236 237H234L233 238V240L232 241H234V239L236 238ZM247 237V236H246ZM248 237V239H250ZM5 238V237H4ZM4 238H1L0 237V264H9V263H12V261H13V259L11 258V256H13L12 255V252H11V255H10V252H8L9 251V248H7V244L5 243V242H8V241H4L3 239ZM25 238V237H24ZM51 238V239H52ZM189 237H187V239H188ZM209 238H211V237H209ZM218 238V237H217ZM232 238V237H231ZM238 238V237H237ZM241 238V237H240ZM245 238V237H244ZM256 238V237H255ZM254 238V239H255ZM32 239V240H33ZM57 239H59V238H57ZM62 239V238H61ZM112 239H113V237H112ZM221 239H223V237L221 238ZM225 239V238H224ZM223 239V240H224ZM227 240L228 239H230V238H226ZM243 239V238H242ZM245 239H247V238H245ZM6 240V239H5ZM20 240H21V238H20ZM19 240V241H20ZM26 240H29V238H27ZM26 240H25V242H26ZM30 240H31V238H30ZM110 240V241H109ZM175 240V239H174ZM214 240V239H213ZM227 240L225 241V242H227ZM237 240V239H236ZM238 240H241V239H239L238 238ZM54 241H55V239H54ZM230 241V240H229ZM244 241H246V240H244L243 239V242ZM255 241H256V239H255ZM255 241H254V243H255ZM28 243H29V241H27ZM58 242V241H57ZM185 242V241H184ZM235 242V241H234ZM241 242H242V240H241ZM243 242H242V244L241 245H243ZM248 242V241H247ZM251 242H252V240H251ZM21 243V242H20ZM175 243H176V241H175ZM237 243V242H236ZM235 243V244H236ZM239 243H240V241H239ZM246 243V242H245ZM253 243V244H254ZM257 243H256V245H257ZM18 244V243H17ZM56 243H54V245H55ZM58 244H60V243H58ZM228 244V243H227ZM235 244H234V246H235ZM14 245V244H13ZM30 245V244H29ZM32 245V244H31ZM30 245V246H31ZM35 245V244H34ZM53 245V244H52ZM61 245V244H60ZM64 245V246H65ZM67 245H66V247H67ZM91 245L93 246L94 245V249H93V251L91 252V253H88V251H87V249H89L90 247H91ZM183 245V244H182ZM229 245H232V243L231 244H229ZM237 245V244H236ZM239 245V244H238ZM244 245H246V244H244ZM243 245V246H244ZM249 245L251 246V244H250V241H249ZM248 245V246H249ZM260 245H261V243H260ZM16 246V245H15ZM18 246H20V248H19V250H20V255H22V259L24 260V264H35L36 263V260L37 259H39V258H37L36 257V255L34 254V252L32 251V247H26L23 243L22 244H18ZM36 246V245H35ZM57 246V251H60L58 248L60 247V246H58V245H56ZM89 246V248H87ZM186 246V245H185ZM184 246V247H185ZM243 246H240V248L238 247V246H236V247H238L239 249H243V251H245L244 249L246 248L245 246L243 247ZM247 246V247H248ZM253 246V245H252ZM251 246V247H252ZM62 247V246H61ZM230 247V246H229ZM53 248V247H52ZM55 248V247H54ZM65 248V247H64ZM182 248V247H181ZM249 248V247H248ZM260 248V247H259ZM258 248V249H259ZM17 249V248H16ZM34 249H36V248H34ZM33 249V250H34ZM92 249V248H91ZM176 248H175V250H177ZM228 249H232L231 247L230 248H228ZM233 249H234V247H233ZM236 249V248H235ZM56 250V249H55ZM53 251H54V249H53ZM89 251H90V249H89ZM105 251V250H104ZM181 252H182V250H180ZM184 251H187L186 249L185 250H183V252ZM239 250H237V252H238ZM242 251V252H243ZM14 252V251H13ZM16 252V251H15ZM37 252V253H38ZM51 252H52V250H51ZM55 252V251H54ZM64 252V251H63ZM63 252H57V254H54V255H57L58 256V258L60 259H63V255H65L66 256V254H65V252H67V251H65L64 253ZM102 252V251H101ZM172 252V251H171ZM180 252V253H181ZM182 252V253H183ZM229 252V251H228ZM231 252V251H230ZM237 252H235L236 254H237ZM246 252V251H245ZM18 253V250H17V252H16V254ZM73 253V252H72ZM234 253V252H233ZM244 253V252H243ZM172 255H173V253H171ZM184 254V253H183ZM235 254V255H236ZM240 254V256L242 255L240 252L238 253V255ZM245 254V253H244ZM243 254V255H244ZM18 256H20L19 254H17ZM100 255H101V253H100ZM175 255V254H174ZM186 255V254H185ZM234 255V254H233ZM38 256V257H39ZM46 256V255H45ZM50 256H52V255H50ZM50 256H49V258H50ZM69 256V255H68ZM73 256V255H72ZM226 256V255H225ZM225 256H223V258L225 257ZM228 256H230V254L229 255H227L226 257H228ZM232 256V255H231ZM174 257V256H173ZM172 257V260L174 259ZM191 257V256H190ZM225 257V258H226ZM233 257H235V256H233ZM238 257V256H237ZM237 257H235V258H237ZM242 257V256H241ZM240 257V261H241V258ZM20 258V257H19ZM37 258V259H36ZM53 258H55L54 256H53ZM52 258V259H53ZM171 258V257H170ZM234 258V259H235ZM184 259V258H183ZM227 259V258H226ZM231 259V258H230ZM233 258H232V260H234ZM239 259V258H238ZM49 260V259H48ZM51 260V259H50ZM55 260V259H54ZM71 260V259H70ZM223 261H224V259H222ZM229 260V259H228ZM56 261V260H55ZM58 261V260H57ZM64 261H65V259H64ZM73 261H75V260H73ZM183 261H185V260H182V257H181V255L178 253L177 254V252H176V256H175V259H174V263L173 264H187V263H183ZM231 261V260H230ZM22 262V261H21ZM76 262V261H75ZM76 262V263H77ZM79 262H78V264H79ZM189 262V261H188ZM192 262V261H191ZM232 262V261H231ZM230 262V263H231ZM237 262H239V261H237ZM13 263L15 264V262L13 261ZM40 263V262H39ZM67 263V262H66ZM99 263H100V261H99ZM222 263V262H221ZM234 263V262H233ZM21 264V263H20ZM53 264H54V262H53ZM223 264V263H222ZM225 264V263H224ZM229 264V263H228Z\"/></svg>",
	"mask_w": 264,
	"mask_h": 264
}]
</instances>
